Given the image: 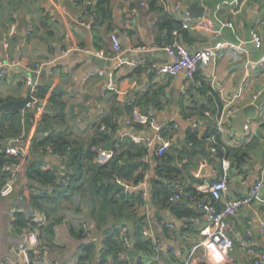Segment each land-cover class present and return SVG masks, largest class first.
Listing matches in <instances>:
<instances>
[{"label": "crops", "instance_id": "0c3cea01", "mask_svg": "<svg viewBox=\"0 0 264 264\" xmlns=\"http://www.w3.org/2000/svg\"><path fill=\"white\" fill-rule=\"evenodd\" d=\"M96 1L0 0V64H5L8 69L7 79L0 77V99L4 102L24 98L27 89L23 82L24 74L39 69V86H48L47 93L39 99L43 112L50 106L49 96L58 95L65 115L60 123L55 124V128L71 140L86 144L94 134L93 125L114 109L123 112L126 118L130 117L134 122L142 124L144 129L145 124H148V133L143 130L134 134L128 133L126 124L122 123V130H118L121 137L124 134L154 135L157 127H165L167 122L174 121L177 129L168 138L172 141L171 146L179 147L178 139L185 137L187 129L194 122L202 138L207 129V120L197 116L184 119L179 103L191 110L196 102L203 101L206 104V96H201L200 91L192 87L182 72L175 76L158 72L162 65L170 62L163 51L137 50L139 46L164 40L159 38L156 26L161 18L157 7L166 10V7L172 8L176 2H180L186 11L189 5L197 2L155 0L152 8V0H112L111 16L105 20H96L95 16L87 13V8H92ZM197 4L204 7V15L200 18L191 17L185 28L192 39L187 44L190 49L229 42L240 45L247 52L243 55L231 49H222L207 67L199 69L200 80L214 93L221 110L237 109L226 124L227 132L219 134L216 140L219 149L230 155L223 159L229 165L226 171L228 191L224 198L242 197L249 193L250 187L261 175L264 177V67L250 69L246 66L248 60H257L263 53L262 49L255 48L252 31L264 35V0H202ZM112 32L120 41V53L112 51ZM63 50L70 52L60 56ZM93 56L103 58L105 66L96 65ZM137 61L141 63L135 67ZM99 70L103 71L100 75L97 74ZM156 86L164 87V97L172 102L155 111L153 120L148 122L140 115L141 108L132 105V101ZM128 105L129 113L126 114ZM24 119L22 145L29 155L31 141L43 139L49 131L41 129L42 125L35 118L27 121L24 116ZM207 141L208 145L204 147L208 152L210 138ZM234 152L246 157L248 172L244 183L239 179L238 165L232 157ZM52 153L46 152L45 163L63 170L61 158H56ZM38 157V154L33 155L35 159ZM215 164L220 165L218 160L213 164L208 163L199 154L194 156L189 172L197 179L199 167L208 165L212 176L203 180L208 181L216 174ZM86 177L84 170L83 180L76 182L69 193L54 194L51 198L53 200L43 201L40 208H36L29 197L37 194L40 187L37 188L35 184L36 189L23 188L26 177L24 170L19 172L13 193L8 197L0 196V264H17L14 249L22 232L19 234L13 226L16 217L10 214L11 209H16V214L36 226L34 230L39 235L40 245L48 252V256L37 264H78L84 249L91 244L95 250L87 263L99 264L98 248L102 245L104 231L112 225L113 220L106 218V223L97 220L94 214L96 206L86 184ZM153 179H156V174L154 166H151L143 184L130 189H142L146 193V207L142 208L146 213L143 229H148L150 239L161 245L158 264L183 262L192 247L199 242L200 229L206 226L204 213L202 210L199 212L193 202L187 204L196 210V214L199 213L198 217L179 219L170 210L160 209L151 199ZM158 180L170 185L166 179ZM179 180H174L171 185L178 189H182V184L183 187L195 186L185 171ZM113 192L118 193L115 189ZM248 221H251L250 243H246ZM167 223H171L172 227H168ZM228 223L233 230L234 240L229 256L223 258L211 248L210 256L204 264H249L258 252L264 251V185L258 198L250 206L242 207L228 219ZM84 225L88 229L86 236L79 232ZM116 228L120 230L122 238L126 236L131 249H134L132 223H118ZM129 251L120 255L117 263L109 262L150 264L152 261V255L146 256L137 250L133 259H130ZM200 254V251L196 252L192 264L202 263L198 260Z\"/></svg>", "mask_w": 264, "mask_h": 264}, {"label": "trees", "instance_id": "16d2710c", "mask_svg": "<svg viewBox=\"0 0 264 264\" xmlns=\"http://www.w3.org/2000/svg\"><path fill=\"white\" fill-rule=\"evenodd\" d=\"M112 0H97L92 8H87V13L96 17V20L101 18L102 20L108 19L111 16L110 4ZM155 4V0L151 1V7ZM92 9V10H91ZM161 12V18L157 21V30L159 38H164L163 42L158 41L156 45H167L174 40H178L187 47V44L192 42L187 30L182 27L181 21L173 17L163 7H157ZM190 48V47H189ZM200 70L195 74L194 80L200 85L197 90L200 91L201 96H206V104L194 103L192 109L189 110L180 104L181 115L185 119L186 117L197 116L201 120L205 119L208 122L207 129L199 137L197 130L187 129L185 137L181 140L178 139V146H170L162 153H156L154 146L153 150L144 144H136L128 136H120L118 130H122L125 121H129L126 125L128 133L138 134L145 130L148 133L147 126L144 129L143 125L134 122L130 117L126 118L125 114L120 110H111L108 114L99 122L93 125L94 134L86 144H81L76 140H71L63 134L60 129L55 128L56 123H60L64 118L63 103L58 99V95L51 94L48 98L50 106L40 116L39 124L42 125L41 129L47 130L48 135L43 139H33L29 146V155L27 156L24 170L25 181L23 188L36 189L39 188L37 194H31L29 201L32 202L34 207H39L41 202L50 201L54 197V194H66L69 193L73 185L83 180V172L87 174L86 184L90 190L92 200H94L95 216L97 220L105 222L106 218L112 219V225L104 231V237L102 239V245L98 248L99 264H111L109 261L117 263L118 257L126 252L123 238L120 236V230L116 228L118 223L125 224L131 222L134 226V240L133 247L137 251H142L146 256L153 255L152 241L146 239L142 235L144 220L146 213L142 211V208L146 207V193L142 189L130 190L127 193H114L112 185L109 184L110 180L123 182L130 187H137L145 180L146 172L154 166L156 179L152 180L151 199L152 203L160 209H168L174 216L179 219H189L192 217H198L196 210L189 207V204H195L197 210V203H207L210 201L208 195L199 193L196 191L195 186H184L182 189L184 192H188V197L181 196L185 201H170V198L177 192L176 187L171 185L174 180L183 178L184 171L190 175V179L194 185L200 184L189 172V168L192 167L193 158L200 154L208 163L217 162L220 165L215 166L216 174L211 180L217 179L222 175L223 170L221 163L224 158L230 157L228 153L219 149L218 140L215 145L216 153L211 155L210 150L205 151L204 145H208V138L216 135V129L211 119L205 116V111H209L212 116L217 115V108L221 109L219 102L216 100L214 93H211L207 87H205L203 81L200 80ZM164 87L156 86L149 89L142 94L139 98L132 101V105H136L141 108L139 113L141 116L147 117V121L150 122L154 117L147 116V112L152 110L158 111L163 106L171 103L172 101L164 97ZM48 86H38L35 97L41 99L44 94L47 93ZM209 93V96L207 95ZM181 101V99H179ZM2 103L3 100L0 99ZM129 106L126 108V114L129 113ZM26 117L28 121L30 118L34 120L35 116L29 110L2 112L0 113V142L17 139L22 134L21 119ZM125 116V117H124ZM197 122V121H196ZM174 121L167 122L165 124L164 138H171L176 133L173 125ZM40 125V126H41ZM104 130H100L101 127ZM40 129V128H39ZM219 135V134H218ZM218 135H216L218 137ZM106 144H111L110 150L111 157L105 164H99L95 161L96 153L92 149L94 146L104 147ZM191 144V145H190ZM51 149L55 155H58L62 164L63 170H59L54 165L50 164L51 169H44L42 167L46 161V152ZM6 147L0 144V187L6 181V175L1 172V167L6 162H11L14 158L7 156L5 153ZM38 154L39 159L33 158V155ZM232 157L235 163L238 165V169L241 164L246 162L244 154L237 152L232 153ZM159 178L166 179L170 182L162 183ZM180 181V180H179ZM66 184L64 185V183ZM85 182V181H84ZM202 182V181H201ZM42 188H44L42 190ZM41 189V190H40ZM60 191V192H59ZM57 197V196H56ZM215 206L220 208L221 202L212 201ZM13 226L20 234L25 229H36V226L29 222L28 219H24L21 215L16 214ZM95 220V221H97ZM110 221V220H109ZM106 223V222H105ZM83 236L87 235L84 232L83 227H80V231ZM95 250L94 245H90L84 249L83 255L80 257L78 264H84L92 257V252ZM110 258V259H109ZM109 259V260H108ZM140 261L141 259L138 258ZM201 264H204L203 262Z\"/></svg>", "mask_w": 264, "mask_h": 264}, {"label": "built area", "instance_id": "2783aa9c", "mask_svg": "<svg viewBox=\"0 0 264 264\" xmlns=\"http://www.w3.org/2000/svg\"><path fill=\"white\" fill-rule=\"evenodd\" d=\"M202 0H195L197 3H201ZM166 11L170 13L173 17L181 21L182 27L186 28L188 26L191 17L188 13L182 9L180 2H176L172 8L166 7ZM252 39L255 48L262 49L263 53L257 60H248L246 66L252 69H258L264 67V35L257 33L256 31H252ZM111 48L115 53L122 52V47L117 35L112 32L110 34ZM222 49H231L235 53L238 54H247L246 50L243 49L240 45L229 43V42H220L215 44L214 46H205L198 49H190L183 43L178 40H174L170 44H163L161 46L156 44L143 45L137 48L140 52H150L153 50H161L163 51L170 59L169 63L162 65L158 72L162 74H167L171 76H175L178 73L182 72L185 79L190 82L192 87H197L200 84L194 80L195 74L199 69H203L207 67L213 58L217 55V53ZM70 50H63L60 56H66ZM141 61L135 62L134 66L137 67ZM7 67L5 64H0V77L7 79ZM39 72L40 70H29L28 73L24 74L23 82L27 87H30V95L33 98V101L26 105L24 110H29L32 113H35V121L40 119V115L43 113V107L39 103V99L35 97V93L37 92V88L39 86ZM103 71L99 70L97 74H102ZM236 108H229L225 110H221L217 108V115L212 116L209 111H205V116L211 119L214 123L216 129V135L226 133L227 127L226 124L230 121V119L236 114ZM154 111L150 110L147 112V116L152 118L154 117ZM145 120L147 117L142 116ZM153 120V119H152ZM151 120V121H152ZM24 122L25 119H21L22 132L24 131ZM126 125L129 121L124 122ZM174 129H177V125H173ZM190 129L193 131L197 130L196 123H192ZM100 130H104L102 126ZM165 127H157L154 135H127L123 136L130 137L134 143L136 144H144L147 147H156V153H162L166 149H168L172 145V141L170 139L164 138ZM216 135H213L210 138V153L214 155L216 153L215 145ZM23 134L17 139L11 140L6 145L5 153L7 156L14 158L13 161H9L3 164L1 167V172H3L7 177L4 184L0 187V196L8 197L10 196L14 189L16 182L18 181L19 172L23 170L25 167V162L27 159V151L22 145L23 142ZM191 145V144H190ZM95 153V161L99 164H105L111 157L110 151H107L104 147L94 146L92 148ZM53 151L51 149L47 150V154H51ZM53 154V153H52ZM56 158H60L58 155H55ZM42 167L44 169H51L50 164H43ZM229 165L227 161H222V170L223 173L215 180L202 181L200 184L195 185V189L197 192L208 195L210 197V201L207 203H197V207L202 210L204 213V220L206 221V226L200 229L199 231V242L192 247L189 252L188 257L183 262L175 263V264H192L195 259V254L197 251H200V256L198 260L200 262H205L210 256V249L214 248L223 258L229 256L233 246L234 240L232 238L233 230L229 226L228 219L233 217L242 207L250 206L259 195V192L264 185V177L261 175L250 187L249 193L246 196L236 197V198H224L228 191V183L229 179L227 177L226 171ZM239 179L242 183L245 182V177L248 172L247 163L241 164L238 170ZM126 186V191L122 193H127L130 189L137 188L141 186L143 183H140L137 187H130L129 185L117 181ZM66 182L64 183V185ZM190 194L188 192H184L183 189H177V192L170 198V201H177L181 196L188 197ZM221 202V207L218 208L214 205L212 201ZM18 211L16 209H11L10 214L15 216ZM14 221V220H13ZM248 230L246 232L247 241L246 243H250L249 236L251 235L250 225L251 221H248ZM168 227H172L171 223H167ZM84 232H87L88 229L84 225ZM264 230V227H263ZM142 235L146 239H150V233L148 229H143ZM123 241L126 248V251L131 250L132 246L128 243L127 238L123 235ZM153 245V255L152 261L150 264H158L160 255H161V245L156 240H151ZM17 254V264H37L38 262L44 260L48 256V252L46 249L42 248L39 242V235L37 231L31 229H25L22 231L20 235V241L16 245L14 249ZM84 264H88L85 262ZM249 264H264V251L258 252L255 257L250 261Z\"/></svg>", "mask_w": 264, "mask_h": 264}, {"label": "water", "instance_id": "95a60500", "mask_svg": "<svg viewBox=\"0 0 264 264\" xmlns=\"http://www.w3.org/2000/svg\"><path fill=\"white\" fill-rule=\"evenodd\" d=\"M186 12L188 15L192 18H200L204 15V7L198 5L197 3H192L189 5L186 9ZM94 63L96 65H99L101 67L105 66V61L101 57H92ZM33 101V98L30 95V87H27L26 89V96L20 100H7L2 103H0V113L2 112H13V111H23L26 108V105ZM7 141L0 142L1 145H7ZM104 148L109 151L112 148L111 144H106ZM212 172L208 165H201L197 172V179L199 181H203L207 177H211ZM109 184L112 185L116 192H124L126 191V186L124 184H121L115 180H110ZM130 259H133V257L136 255V251L134 249H131L128 253Z\"/></svg>", "mask_w": 264, "mask_h": 264}]
</instances>
